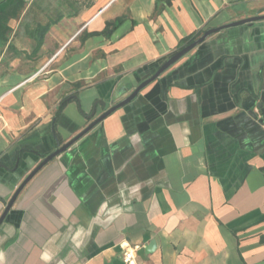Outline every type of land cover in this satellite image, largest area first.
<instances>
[{"label": "crops", "instance_id": "0c3cea01", "mask_svg": "<svg viewBox=\"0 0 264 264\" xmlns=\"http://www.w3.org/2000/svg\"><path fill=\"white\" fill-rule=\"evenodd\" d=\"M258 14L264 0H0V219L191 38ZM127 246L138 264H264V20L142 87L0 225V264H126Z\"/></svg>", "mask_w": 264, "mask_h": 264}, {"label": "water", "instance_id": "95a60500", "mask_svg": "<svg viewBox=\"0 0 264 264\" xmlns=\"http://www.w3.org/2000/svg\"><path fill=\"white\" fill-rule=\"evenodd\" d=\"M260 20H264V15H260L258 14L255 17L252 18H248L245 20H241L239 22H235L233 24L230 25H226L220 28H215V29H211L208 30L202 37H200L197 41H195L194 43L190 44L189 46H187L186 48H184L183 50H181L180 52H178L175 56H173L168 62L167 64H165V66H163V68L158 72V74H156V76L154 78H152V80L156 79L157 77L160 76V74L165 71L166 69H168L170 66H172L173 64H175L177 61H179L181 58H183L185 55H187L190 51H192L195 47H197L199 44L203 43L207 38H209L211 35L229 28V27H236V26H240V25H245V24H253L254 22L260 21ZM152 80H149L148 82H145L140 88H138L129 98H127L125 101H123L122 103L118 104L117 106L111 108L110 110H108L103 116H101L98 120H96L95 122H93L90 126H88L83 132H81L78 136H76L74 139H72L69 143H67L65 146L60 147L56 152H54L52 155L48 156L43 162L42 164L25 180V182L21 185V187L19 188V190L16 192L15 196L13 197V199L11 200V202L7 205L6 211L3 214V216L0 219V225L3 222L5 215L7 214V212L9 211V209L12 207L17 195L19 194V192L24 188V186L29 182V180L33 177V175L35 174V172H37L39 169H41L44 165H46L48 162H50L52 159H54L56 156H58L61 152L65 151L66 149H68L69 147H71L74 143H76L80 138H82L85 134H87L90 130H92L96 125H98L105 117H107L109 114H111L114 110H116L117 108L123 107L125 105H127L131 100H133L137 94L139 93V91L141 90L142 87H144L145 85H147L148 83H150ZM99 104H103V102H96L95 103V109ZM95 114V110L92 112L91 116H88L89 118H91L93 115Z\"/></svg>", "mask_w": 264, "mask_h": 264}, {"label": "built area", "instance_id": "2783aa9c", "mask_svg": "<svg viewBox=\"0 0 264 264\" xmlns=\"http://www.w3.org/2000/svg\"><path fill=\"white\" fill-rule=\"evenodd\" d=\"M137 247L127 246L123 253V260L126 264H138Z\"/></svg>", "mask_w": 264, "mask_h": 264}, {"label": "trees", "instance_id": "16d2710c", "mask_svg": "<svg viewBox=\"0 0 264 264\" xmlns=\"http://www.w3.org/2000/svg\"><path fill=\"white\" fill-rule=\"evenodd\" d=\"M110 27H113V26L112 25H109V31H111L113 29V28L111 29ZM198 37L199 36H195V37L191 38L186 45L192 44L193 42H195L197 40Z\"/></svg>", "mask_w": 264, "mask_h": 264}, {"label": "rangeland", "instance_id": "374dc122", "mask_svg": "<svg viewBox=\"0 0 264 264\" xmlns=\"http://www.w3.org/2000/svg\"><path fill=\"white\" fill-rule=\"evenodd\" d=\"M80 111L83 113L84 110L82 109V110H80ZM83 114H84V113H83Z\"/></svg>", "mask_w": 264, "mask_h": 264}]
</instances>
